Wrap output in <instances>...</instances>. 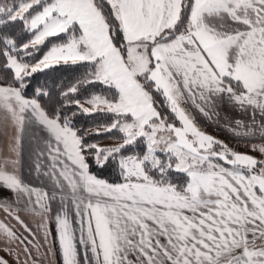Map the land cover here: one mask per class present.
Segmentation results:
<instances>
[{"label": "crops", "instance_id": "obj_1", "mask_svg": "<svg viewBox=\"0 0 264 264\" xmlns=\"http://www.w3.org/2000/svg\"><path fill=\"white\" fill-rule=\"evenodd\" d=\"M107 1L127 64L89 0H53L29 19L43 39L75 26L64 63H95L94 81L119 94L83 109L149 126L157 116L135 81L146 74L178 129L245 149L252 169L182 171L189 182L177 191L123 166L122 183L105 185L87 177L70 131L0 87V264H264V0H193L188 33L163 43L182 0ZM135 47L146 64L130 58Z\"/></svg>", "mask_w": 264, "mask_h": 264}, {"label": "trees", "instance_id": "obj_2", "mask_svg": "<svg viewBox=\"0 0 264 264\" xmlns=\"http://www.w3.org/2000/svg\"><path fill=\"white\" fill-rule=\"evenodd\" d=\"M89 1L103 23L110 43L127 64L128 45L113 6L107 0ZM32 2L33 5L22 20L10 18L21 5H31ZM52 2L53 0H0V87L15 90L23 99L34 102L46 119L74 135L89 179L109 186L120 185L124 177L122 162L131 158L141 165L146 178L154 187L184 190L188 185V176L174 170V158L160 150L153 155L151 162H147L148 146L144 138L124 143L125 136L117 126L122 122H130V118L115 116L107 111L87 113L83 110L81 104L95 98H101L110 104L119 99L114 87L91 79L96 71L95 63H63L33 73L27 70L29 75L22 80H18L7 67L9 57H15L27 67H33L51 49L65 47L78 37V30L73 26L64 34L47 38L40 46H31L34 32L26 28L24 21L42 12ZM192 4L193 0H182L176 24L156 39L157 43L168 42L188 33ZM136 81L155 111L158 122L179 127L180 123L167 98L147 75L138 76ZM228 84L234 92L239 91L236 85ZM107 142L117 144L112 148L101 147Z\"/></svg>", "mask_w": 264, "mask_h": 264}, {"label": "rangeland", "instance_id": "obj_3", "mask_svg": "<svg viewBox=\"0 0 264 264\" xmlns=\"http://www.w3.org/2000/svg\"><path fill=\"white\" fill-rule=\"evenodd\" d=\"M32 5L33 2L31 3V5L28 4L21 5L20 8L16 10L11 15L10 18L13 20H22L24 18L25 13ZM24 22L26 28L30 32H32L28 26L29 19H26ZM40 37L41 35H38L37 32H34L31 41L32 47L40 46L47 39V38L43 39ZM65 47L63 46V47L53 48L48 54H46L42 58V60L38 64H36L33 67H27L25 64L18 61L15 57H9L7 59V67L14 73V76L18 80H22L23 78L29 75V73H27V70H30V73H33L35 71L45 70L52 66L63 64L64 62H66L63 60V58L67 56V54L69 55L72 52L71 49ZM131 49L132 47L130 48V50ZM133 49L134 50L132 52V55H130V58L131 57L132 59L135 58L136 62H140L142 60L143 63L146 64L145 58L138 52L140 50H138V48L136 47ZM128 58L129 55L127 51V60ZM147 58L149 59V56H147ZM91 79L94 80V75L91 76ZM138 87L140 88L139 85ZM81 107L82 108L84 107V103L81 104ZM84 111L89 113L87 109H85ZM123 117L131 119L130 122L129 121L122 122L117 126L118 130L125 136L124 143L125 144L133 143L139 138H144L148 146V153L146 155L147 162H151L153 159V155L155 153L160 152L161 150V151H165L168 155H170L172 158L175 159L174 170L179 172L182 171L186 172V170H190V169L210 170L216 165L234 171L252 169V167L246 168L249 162L246 160L247 158L244 157V154H246L245 149L228 148L223 145L211 146L208 144V142L210 141L208 140L207 132H198L200 136H198L196 133H190L191 134L190 136L189 133H186V131H183L180 128L178 129V127L167 126L164 125L162 122H158V117H156V121L154 123H151L149 126L140 129L136 127L135 125L136 122L134 117L132 116H123ZM116 144L117 143L115 142H107V143H103L101 147L112 148L115 147ZM98 152H100V150ZM189 155L198 156L201 160L195 158H188ZM104 159L105 157L103 158V160ZM122 166L125 167V170L128 175L135 174L133 173L135 171H139L140 173H142L140 170L141 166L134 159L127 158L124 161V163H122ZM252 166L255 167V164H253ZM188 182H189V177H188Z\"/></svg>", "mask_w": 264, "mask_h": 264}]
</instances>
